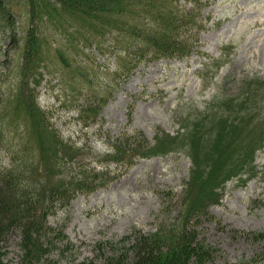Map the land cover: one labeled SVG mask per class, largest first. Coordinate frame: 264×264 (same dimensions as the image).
<instances>
[{"label": "rangeland", "instance_id": "374dc122", "mask_svg": "<svg viewBox=\"0 0 264 264\" xmlns=\"http://www.w3.org/2000/svg\"><path fill=\"white\" fill-rule=\"evenodd\" d=\"M204 12L212 13L211 27L202 33L198 54L139 65L90 125L64 102L75 95V68L61 75L49 59L39 102L52 111L66 140L88 142L84 163L102 167L95 164L96 155L109 148L102 131L112 137L140 131L154 152L108 185L79 193L67 207L52 208L48 224L62 226L74 246L61 250L69 244L60 242L46 264H105L107 255L123 251L125 236L177 225L204 202L213 218L200 213L193 219L217 249V264L247 261L261 252L264 241L247 234L264 233V0H215ZM1 48L0 42V60L20 56L10 45L5 55ZM9 106L6 127L20 148V161L31 164L29 179L47 204L48 185L70 172L51 162L48 136L29 125L22 102L14 99ZM5 155L0 147L3 162ZM20 243L19 230L9 234L6 264L18 263Z\"/></svg>", "mask_w": 264, "mask_h": 264}, {"label": "trees", "instance_id": "16d2710c", "mask_svg": "<svg viewBox=\"0 0 264 264\" xmlns=\"http://www.w3.org/2000/svg\"><path fill=\"white\" fill-rule=\"evenodd\" d=\"M214 1L0 0L1 51L5 55L10 45L20 54L0 60V147L8 158L6 162L0 160V264H6V240L13 231L21 233L22 254L17 264L50 262L58 244H66L65 239L69 245L61 250L74 246L62 226L48 224L52 208L67 207L79 193L108 185L138 158L154 152L140 131H120L114 137L110 131H102L109 147L96 155L95 164L103 163L102 167L84 163L88 142L83 146L66 140L51 118L52 111L39 102V86L49 59L57 63L61 75L75 68V95L64 102L78 110L86 125L93 124L139 65L187 59L201 51L202 33L211 27L212 18V13L204 10ZM85 89L88 93L80 101ZM137 98L134 94L133 101ZM14 99L22 102V115L29 125L48 136L51 162L62 173L70 172V177L48 185L47 204L29 179L31 164L20 161V148L6 127L7 108ZM68 154L75 155V164ZM78 156L82 159L76 160ZM205 204L194 216L206 213L213 218ZM194 216L185 214L177 225L155 234L133 231L122 239L123 251L107 255L105 264H217V249L202 236ZM247 235L264 241V233ZM229 264H264V247L255 258Z\"/></svg>", "mask_w": 264, "mask_h": 264}]
</instances>
